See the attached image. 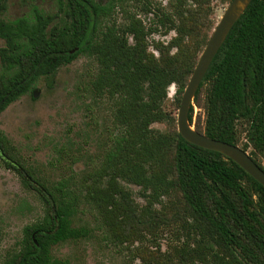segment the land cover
Returning <instances> with one entry per match:
<instances>
[{
  "label": "trees",
  "instance_id": "trees-1",
  "mask_svg": "<svg viewBox=\"0 0 264 264\" xmlns=\"http://www.w3.org/2000/svg\"><path fill=\"white\" fill-rule=\"evenodd\" d=\"M122 1L53 0V12L33 4L26 14L6 19L8 0H0V113L33 93L41 78L54 79L61 65L79 55L96 63L77 87L83 96L89 94L84 97L89 122L99 126L98 100L109 108L108 119L101 123L102 144L86 153L90 182L84 180L78 189L73 166L81 160V151L60 147L57 151L69 158L66 168L72 176L48 183L10 156L0 132V158L45 205L43 217L23 227L19 247L0 264H68L52 255V247L89 236L91 229L74 225L81 202L95 205L105 218L102 224L109 223V213L128 206L121 181L139 186L151 201L179 193L190 239L173 257L153 251L139 262L125 259L121 264H264V187L221 153L190 144L175 129L151 126H175L176 117L165 106L168 87L176 85L178 105L201 43L191 53L182 37L175 36L165 50L158 49V57L148 55L145 38L153 28H145L134 13L124 10L123 20L105 23ZM174 1L171 14L161 9L156 13V22L168 24V29L175 28L173 16L183 14L176 8L186 0ZM141 7L151 10L147 1ZM172 47L177 50L170 54ZM193 104L204 112L203 127L195 125L197 131L239 146L264 171V0L249 3L212 59L189 107L190 124ZM85 134L87 145L95 143L99 133ZM125 218L130 229L151 226L149 211L138 217L130 210ZM2 238L0 229V246Z\"/></svg>",
  "mask_w": 264,
  "mask_h": 264
},
{
  "label": "rangeland",
  "instance_id": "rangeland-1",
  "mask_svg": "<svg viewBox=\"0 0 264 264\" xmlns=\"http://www.w3.org/2000/svg\"><path fill=\"white\" fill-rule=\"evenodd\" d=\"M144 1L150 3L151 10L148 12L142 10ZM229 1L186 0L180 8H176L177 11L182 9L183 14L180 17L173 16L175 28L168 29V24L159 25L156 22V13L161 9L164 13L171 14L176 1L123 0L105 23L123 20L126 10L127 13H134L145 28H153L145 38L148 55L152 53L154 57H158V49L165 50L175 36H181L190 52L194 53L199 43L202 51ZM33 4L47 12L55 11L53 0H8L4 17L13 19L26 14ZM129 41H132L131 36ZM176 50L177 47L170 48V54ZM95 67L96 63L91 57L79 55L71 62L61 65L54 79L48 81L41 78L33 93L21 96L0 113V132L5 138L3 143L6 151L35 176L48 183L67 174L72 176V171L69 172L66 168L70 164L69 158H62L57 151L60 147L67 148L70 153L72 148L81 151V160L73 166L76 189L82 188L84 180L90 182L87 172L92 167L86 163V153L95 151L98 142L102 144L101 132L105 126L101 123L108 119L109 108L108 104L98 100L95 113L99 126L90 123L89 113L84 107V97L87 98L89 94L83 96L77 87L87 81ZM175 92L176 85L171 83L165 106L176 117L179 104L174 102ZM203 122L202 108L193 104L192 127L195 128L198 124L202 128ZM151 126L162 131L177 130L176 124L153 123ZM85 131L91 137L99 133L94 137L97 141L91 143L90 138L88 142L91 144L86 145ZM260 161L264 165V159L261 158ZM120 185L128 192V206L109 213V223L102 224L105 218L101 213L99 215L95 205L81 202L74 225L88 227L91 232L87 238L67 240L54 245L52 255L56 259L67 260L68 264H121L125 259L139 262L140 257H148L153 251L164 252L173 257L184 242L190 241L185 234L188 224L185 222L184 205L179 193L171 191L159 200L151 201L139 186L124 181ZM125 208L134 210L138 217H144L149 211L152 216L151 226L138 225L135 229H130L125 223V215L129 213ZM44 214L45 205L39 194L27 188L21 176L14 169L8 168L0 158V229L3 232L0 260L19 247L23 227L42 218ZM107 228L110 231H106ZM126 230H129L127 234Z\"/></svg>",
  "mask_w": 264,
  "mask_h": 264
},
{
  "label": "water",
  "instance_id": "water-1",
  "mask_svg": "<svg viewBox=\"0 0 264 264\" xmlns=\"http://www.w3.org/2000/svg\"><path fill=\"white\" fill-rule=\"evenodd\" d=\"M252 0H230L220 19L213 28L181 95L176 114L177 131L190 144L203 149L213 150L231 159L247 174L264 187V171L239 146L210 138L197 131L188 121L189 107L212 59L222 45L234 23L245 11ZM73 50H71L72 52Z\"/></svg>",
  "mask_w": 264,
  "mask_h": 264
}]
</instances>
